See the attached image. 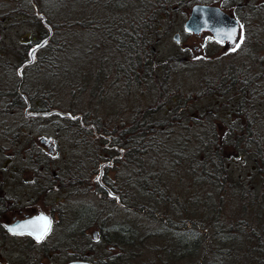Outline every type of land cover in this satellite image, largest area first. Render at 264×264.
Returning a JSON list of instances; mask_svg holds the SVG:
<instances>
[{"label":"bare ground","instance_id":"bare-ground-1","mask_svg":"<svg viewBox=\"0 0 264 264\" xmlns=\"http://www.w3.org/2000/svg\"><path fill=\"white\" fill-rule=\"evenodd\" d=\"M89 1H95V6L107 10L106 18L113 29L111 33L107 31L101 33L102 36L99 38L102 42L101 51L109 47V45L104 46V42H107L106 40L109 37L119 41V43H116L112 50L97 55L95 54L98 50L97 44H84L82 50H77V46L74 45V52L70 53L66 51L64 41L58 40L52 43L50 48L53 51L52 61L46 67L41 62L42 64L39 63V69H27L24 71V76L30 79L27 85L34 92L36 99L45 101V97H51L55 101L59 86L55 88V82L49 80L52 75L50 69H55V67L59 69V64L64 62L65 54H68L69 59L62 67L67 69V72L72 69L74 77L78 74L79 69H92L93 65L98 66L102 62L105 63L106 65L101 68L100 75L94 78L90 76L86 78L87 75H85L86 81L75 83V93L71 98V104L76 109L88 113L69 112L68 109H51L45 113L40 110L34 114L42 117H45V115L49 117L56 116V120L59 119L60 121L68 119L73 121V124H76L75 121H77L81 127H86V131H82V133H86L87 136L81 137L78 146H80L89 161L97 160L99 147L104 152L113 153L112 155L117 152L118 147H121L128 150L129 157L123 170L118 172L115 178L110 176L108 178V180H113L111 184L116 187L115 194L109 190L113 194L110 196L115 195V200L100 199L98 203L96 201L89 207L85 202L75 203L74 207L69 210L68 217H65V227L61 228V234L64 237H69L70 240L74 239L75 242L74 240L73 242L76 247V241H87L89 243L88 235L84 232L90 223H98L102 228L103 238H110L109 233L111 231L108 230L106 219H103L104 214L101 210L106 208L114 210L117 206L119 213H131L133 216L130 219L131 223L112 226V233L120 232L122 234L123 227L130 225L126 231V235H129L132 232L129 231L131 227L143 225L144 227L140 230V233L133 236V238L140 240L146 237L166 239L172 235V237L181 240L182 245L184 244L177 250H172V258L174 256L175 259L174 264H264V227L255 229L256 227L252 226L256 224L255 213L260 210L264 212V209H262L258 199H253L245 194L251 211L255 213L250 212L249 216V212H247L248 215L244 220L238 217V220L220 221L227 214L229 215L232 201H238V198H235L231 193L237 196L243 194L244 190L224 189L220 183H216V156L211 163H208V159H206L203 166H198L199 163L195 159L196 152L190 150L189 147L194 142L195 145L200 147V150L205 148L202 140L199 139L203 135V129L200 128L196 134L195 130L186 131L183 127L174 125L171 121L181 118V108H175L170 114L158 116L159 119H170V122L162 130L148 131L143 129L145 126L140 128L137 121L140 120L137 111L142 105L162 110L165 104L157 99L151 81L144 82L141 80L139 82L136 80V83H134L129 77L130 74L126 77L120 76L118 73L125 70L133 72L136 69H148V66L150 69H160L159 66L161 65L155 59L157 51L155 43H153L151 49L143 48L139 30L132 26L136 22V18L127 17L129 11L146 9L151 3L147 0ZM125 1H130V3H123ZM159 1H164V8L182 3L181 0ZM31 2L33 3V0ZM132 2L133 4L140 3L133 7ZM26 4L27 0L26 3L25 1L0 2V16L6 17L12 12L11 9ZM32 7L33 15L28 13L26 17L29 18L30 16L29 19L35 26L42 23L48 29L47 36L42 37V39H47L46 45L54 38V31L45 23L44 18L46 16L53 17V10L45 8V16L42 8L38 9L34 4ZM16 20L19 21L17 18ZM16 20L0 18V28L4 29L5 25L13 24ZM92 21L93 18L84 19L83 21L79 18H73L70 24L71 31L68 30L69 35L72 39H77L76 33L85 30L82 25L89 29V24ZM54 29L59 30L58 27ZM45 45L36 50L34 55L36 56L41 52ZM33 46L30 45L26 48V56L24 55L21 58L19 69H26V66L33 63V61L29 63V58H26ZM109 49L111 48L109 47ZM166 58L172 62L174 60L171 56ZM138 61H141L142 64L138 65ZM177 61L184 63L187 62V59L183 58ZM225 83L227 81L221 75H216L218 91L227 98L226 102H218V113H216V132L220 137L228 135L229 130L235 128L233 125L237 124L242 117L240 113H236L235 108L237 105L235 101L230 99L231 94L236 91L235 87L231 86V89H228L229 86L227 87ZM6 91L5 93V88L0 87V121H4V118H11L15 122L19 121L16 128L24 131L22 127L28 121L25 117L28 107L22 98L25 97L26 91L21 83L6 88ZM254 91L258 90L255 89ZM32 106L36 105L32 104ZM5 107L7 108L6 112H1ZM52 114L54 116H51ZM225 116L231 117L224 122L223 118ZM92 121L98 125V130L96 125L92 124ZM27 123L29 124V122ZM35 129L38 130V128ZM204 129L208 132L213 131L211 123ZM111 131L115 134L110 133ZM230 131L233 133L234 130ZM259 131L257 133L255 129L251 130L248 141H245L248 149L243 151L241 155L228 157L227 163L230 164L233 160L243 158L250 160L252 165L257 166V168L259 167L258 164L263 167V163L256 161L254 158L255 155L258 160H264V156L260 154L264 153V148H258L254 140V135L258 136L259 139L258 134L264 133L262 129ZM107 133H110L115 139L114 142L109 140ZM262 143L264 144V138ZM254 161L258 164H255ZM257 168L252 170H259ZM71 173L74 175V179L78 180L76 185L79 186V190L83 191L85 184L80 181L85 178L83 169L77 172L71 171ZM113 174H116V172H113ZM252 176L254 174L250 173L249 177ZM108 180L106 179V181ZM142 180H145L151 189H162L168 192V195L159 205L155 203L151 195V189H140L139 185ZM69 184L67 189L72 191L74 185L73 183ZM171 185H175L174 190L170 189ZM179 185L185 186V190L182 191ZM120 219L121 215L119 214L117 215V222ZM205 231L212 232L214 236L211 247L208 248L206 254L203 250V242H195L197 239L204 238ZM97 240L98 242L102 241L99 238ZM98 242L94 241L93 245L95 246ZM129 244L126 243L125 245ZM194 245L197 247V252L190 254L194 249ZM136 251L135 249L133 252L127 250L125 254L131 257L132 253H136ZM84 252L87 253V251ZM186 252L188 253L186 254ZM77 260L85 261V259ZM94 262L106 264L108 261L104 262L102 258H99Z\"/></svg>","mask_w":264,"mask_h":264},{"label":"trees","instance_id":"trees-1","mask_svg":"<svg viewBox=\"0 0 264 264\" xmlns=\"http://www.w3.org/2000/svg\"><path fill=\"white\" fill-rule=\"evenodd\" d=\"M22 2L26 0H0V2L9 3V2ZM144 1V0H141ZM149 3L148 8L146 9H138L134 12H130L127 14L128 18H136V22L132 25L136 27L139 30L140 37L142 38L143 42V48L151 49L153 43H156V41L160 38L159 35V21L160 19V13L166 14L170 12L169 9L172 8L170 6L169 8H164L163 2H160L159 0H147ZM167 1V0H165ZM95 1H89V0H33V3L31 0H27L26 5H20L18 8H13L10 11V15L6 17L0 16V18H9L13 19L12 17L17 18V14L21 15H28V13L32 14L33 11V4L37 6L38 9H43L46 16V10L45 8H51L53 10V17L46 16L45 23L52 28L54 31V38H52L51 41H49L45 47L42 49L41 52H39L35 58L32 64L26 66V69H39V65L44 63V66L46 67L49 62L52 61L53 58V51L50 49L52 43L63 40L66 45V51L67 52H74V45L77 46V50H82L83 45L87 43L97 44L96 47H98V50L95 54L100 55L101 53L105 51L112 50L114 48V45L116 43H119V41L113 40L111 37L107 39V42H104V46L109 45L107 49H104L101 51V43L100 36L103 31H107L109 33L113 32L112 26L110 25L109 21L106 18V11L103 8H99L95 6ZM147 2V3H148ZM175 5V4H174ZM76 6V7H75ZM79 8H78V7ZM87 13H84V12ZM132 11V10H131ZM139 14V17H138ZM33 15V14H32ZM142 15V16H141ZM134 16V17H131ZM73 18H79L81 21L84 19L93 18V21L89 24L90 28L87 29L83 25L82 27L85 30H80L76 33L77 39H72V37L69 35V31H71L70 24L72 23ZM59 28L58 31H56L54 28ZM65 28V29H64ZM32 35L33 32H30ZM39 33V38L41 39L43 36H47L48 29L43 26L41 23L37 31L34 32V37H37V34ZM56 36V37H55ZM33 40L29 39V42L31 43ZM26 41H24L21 44H25ZM23 56V55H22ZM21 57V56H20ZM27 58V57H26ZM69 59L68 54H65L64 56V62L63 64H59V69L55 67V69H50L52 72L51 77L49 80L55 82V88L59 86L58 88V99L53 101L51 97H45L44 98V106L46 110L49 109H68L69 112H76V113H88L87 111H81V109H76V107L72 106L71 104V98L73 97L75 93V83H79L82 81H86V78L88 76L94 78L95 76L100 75L101 68L104 67L105 63H100L98 66L92 67V69H79L78 74H73V70L71 69L70 72H67L64 67H62L67 60ZM155 60V59H153ZM42 62V63H41ZM40 63V64H39ZM138 65H141V61H138ZM161 71H157L156 69H150L148 66V69H136L135 71L127 72L122 71L119 72L118 75L120 76H128L131 77L132 81L136 83V80L139 82L143 80L144 82L151 81L153 86V92L157 96V99H159L160 102L164 103L165 106H163L162 110L154 109L153 107H149L148 105H142L140 109L137 111V116L140 118V120H137L139 122L140 128L142 126H145L146 130H158L163 129L166 124L170 122V119H159V115L171 113L172 110L175 108H181L182 116L178 120L171 121L174 125H179L187 130H195V133L197 134L199 132V129H203V135L200 136V140H202V143L205 145V148L203 150H200V147L198 145H195L194 142L191 143V146L189 147L190 150L195 151V159L199 163L198 166H203L205 163V160L208 159V163H211L216 156V183H220V185L223 186L224 189H239L244 190L243 194L235 196L234 193L233 196L235 198H238L239 202L247 198L245 194H248L253 199L255 196L250 195V192L246 189L247 186L245 184L246 180H236L233 179L232 176H230V168L229 163H227L228 157L235 156V155H241L243 154V151L248 149V147L245 145V141H248V136L251 133V130H256L258 133L259 130H264V99L263 103L261 102V99L264 97V79H262L261 76V69L259 72H256L254 69H216V58L211 62L210 65L203 66V69H206L205 71L198 74V78L193 81L187 82V87L184 86V82L182 78L179 77H173L175 76L176 72L179 70L177 65L171 66L173 69H165V63L164 60H161ZM211 66V67H208ZM98 68V69H96ZM167 68V67H166ZM174 71V74H172ZM216 75H221L224 80L227 81L225 85L228 87L231 85L233 88L235 87V90L237 92V95L235 97V103H236V111L237 113L241 114L240 121L233 125L235 128H231L230 130H234L233 133L229 130V134L223 137H220L217 135L216 132V113H218V102L220 101V97H223L222 93L218 91V85H216ZM188 76L192 78H195L192 73ZM30 79L24 76L23 79L19 81H23V88L30 96V88L28 87L27 83ZM22 84V83H21ZM93 88V87H92ZM258 91H254V90ZM223 102V101H222ZM262 103V104H260ZM136 113V112H135ZM183 116H185L183 118ZM231 116H225L223 118V121L225 122L228 120ZM73 121H70L68 119H62L60 121L61 124V130L64 131L69 138H72L75 140L74 146L80 148L78 146V141L81 140L82 136H87L86 133H82L86 131V127H81L80 124H78L77 121L76 124L72 123ZM211 123L213 131L208 132L204 128L207 127V125ZM92 124H95L98 130V125L92 121ZM260 132V131H259ZM115 134L114 132H110ZM110 133H107L109 135V140L115 141V139L111 136ZM254 135V134H253ZM259 139L258 136L254 135V140L257 144L258 148H264V144L262 143V139L264 138V133H260ZM256 136V137H255ZM120 150H122V153H120ZM258 151V149H257ZM109 153V152H108ZM84 154V153H82ZM112 155L113 153H109ZM120 157L115 159L114 161L118 163V166L115 167L116 174L118 172H121L123 168L125 167L126 163L128 162L129 153L128 150H125L121 147H118V150L116 153ZM121 154V155H120ZM264 156V153H260ZM100 155V154H98ZM257 156V155H256ZM254 158L256 161H260L263 163L264 167V160L260 159L258 160L255 155ZM92 161L93 163L97 162ZM255 164H258L254 161ZM258 166H260L258 164ZM262 167V168H263ZM80 167L77 166L76 169L79 171ZM259 172L261 173L262 170L259 169ZM68 177V175L66 176ZM250 177H247L249 179ZM257 183L263 184L264 176L257 177ZM217 185V184H216ZM140 189H147L150 190L149 184L142 180L141 184L139 185ZM180 186V189L183 191L185 190V186ZM113 190H115V185H112ZM262 189L260 191V194H263L264 185H262ZM171 190L175 189V185L170 186ZM151 195L153 196L155 203L160 204L161 201L168 195V192L165 190H154L152 188ZM216 192H217V186H216ZM226 193V192H225ZM126 196V193H125ZM111 200V199H108ZM260 201V204L262 205V209H264V198H258ZM234 202V201H233ZM142 207V206H141ZM116 209H108V213L111 211V216L116 217L117 215H122ZM262 212V218L263 223L262 224H255L252 225L256 227L255 229L264 227V212ZM128 214V213H124ZM234 217V216H232ZM144 218V217H143ZM240 218V217H239ZM223 222V220H220ZM130 226V225H129ZM128 225L124 226V231L122 234L120 232L114 233V239L115 243H112L111 238L104 239L102 232L98 234V238L103 242V244L110 245L114 247L115 249L120 246L121 250L123 252L127 250L136 251V253H140L143 251V249H151L152 256L150 257V263L149 264H174L175 259L174 256L172 258V250H177L178 248L182 247L181 240L174 238L171 236L167 237L166 239H153L151 237H146L144 239H135L133 236L140 233V230L143 229V225L139 227H131L129 231H132L131 234L126 235ZM166 227V226H164ZM204 238H200L195 240V242L202 241L203 242V250L205 254L208 251V248L211 247L212 238L214 237L212 232L205 231ZM90 235H88L87 239L90 240ZM217 241V239H216ZM126 243H130L129 245H125ZM135 243V244H133ZM84 244V245H82ZM87 241H76V258L77 259H88L86 257V254L84 251H79L80 246L88 245ZM94 244V241L92 242ZM119 248V249H120ZM192 252L190 254L197 252L196 245L193 246ZM85 249V247H84ZM133 249V250H132ZM188 252H186L187 254ZM124 259V260H123ZM131 259L130 255H127L125 253H120L119 255L115 256L113 261H108L106 264H128V261ZM90 260V259H89ZM92 261V260H91ZM174 261V262H173ZM94 264H97L94 262Z\"/></svg>","mask_w":264,"mask_h":264},{"label":"flooded vegetation","instance_id":"flooded-vegetation-1","mask_svg":"<svg viewBox=\"0 0 264 264\" xmlns=\"http://www.w3.org/2000/svg\"><path fill=\"white\" fill-rule=\"evenodd\" d=\"M211 4H216L219 10L236 23L231 38L225 36L216 38V41L212 39L216 43V69H255L256 72L261 69L260 73L264 79V0H213ZM26 15H21V18ZM186 33L192 38L185 46L189 49L190 55L203 56L204 43L201 34ZM208 37L211 38L209 34ZM37 38L39 33L37 37L28 35L25 44H29V39L34 41ZM197 41L200 43L191 44ZM237 44L239 47H236ZM25 70L27 69H17V81L13 82L11 79L10 82L5 83V86L8 88L17 83L23 85V81L19 80L24 78ZM228 89H231V85ZM236 95L237 92H233L230 99L235 101ZM22 100L28 107L25 115L28 121L22 127L25 131L17 130L11 135L12 119L4 118V121H0V264H67L77 258L75 240L64 237L60 231L65 227V217L70 214L69 210L74 207V203H78L75 201L76 198H80L78 200L85 202L88 207L96 201L98 203L100 199L115 200V195L110 196L109 192L111 190L115 194L111 184L113 180L108 178L117 176L113 174L115 167L118 166L114 160L120 156L110 155L99 147L100 155L97 160L100 161L93 163L88 160L76 163V166L75 164L61 166L60 161H57L61 133L60 120L48 121L51 118L48 115L42 117L34 114L40 110L45 113L51 109L46 110L44 101L36 99L33 91L30 92V96L26 93ZM226 100L224 95L220 97V102ZM32 104L36 106L33 107ZM6 110L5 107L1 112ZM45 126L53 129L52 136L45 133ZM35 128H38L35 133L36 138L34 137L27 146H22L18 141L19 134H32ZM28 136L26 135L27 139ZM14 159L17 162H14ZM77 166L83 169L85 174V178L80 180L85 184L83 191L79 190V186L76 185L78 180L74 179L71 173L78 171ZM109 169L113 172L111 173ZM69 183L74 185L72 191L67 189ZM62 201L65 202L64 205ZM101 211L104 213L108 208ZM40 216L47 217L51 224L48 234L40 242H37L33 235L27 233L19 235L9 231L17 224ZM98 225V223H90L84 232L90 235V240L88 239L90 244L83 246L87 251L86 260L90 259L93 262L97 256L104 262L112 261L115 258L112 254L116 251L112 246L107 245L106 252H101V249L95 246L103 242L95 246L92 244L93 241L98 242V234L102 232V228Z\"/></svg>","mask_w":264,"mask_h":264},{"label":"rangeland","instance_id":"rangeland-1","mask_svg":"<svg viewBox=\"0 0 264 264\" xmlns=\"http://www.w3.org/2000/svg\"><path fill=\"white\" fill-rule=\"evenodd\" d=\"M181 1L182 3H177L175 5H172V8L169 9L170 12L166 14L160 13V18H162L159 21L160 38L156 41L154 45H155V48H157V51L155 53L156 54L155 59L159 61L160 63H161V60H165V69H173L171 66H175L176 64L179 70L176 72L175 76L173 75V77L182 78L184 82L183 83L184 86L187 87V82L196 80L198 78V74L206 70V69H203V66L210 65L211 62L216 58V43L211 38L208 37L207 33H202L201 40L204 43V49H203L204 55L201 57L197 56L196 54L195 56L190 55L189 49H186L185 46L187 45V43H189V40H191L192 38L189 37L187 33L183 31V22L186 19L189 13V10L191 8V5L193 3L199 1L202 3L211 4L213 0H181ZM123 3L128 4L130 3V1H125ZM139 3L140 2H136L135 4H133L132 2L131 5L133 7H136V5ZM130 10L132 9L130 8ZM129 13L130 11L127 14ZM127 17H130V16L127 15ZM131 17H134V16H131ZM138 17H139V14H138ZM12 18L13 20L14 19L16 20L15 17H12ZM29 18L26 16L20 18V16L17 14V19L19 21L16 20L15 23L13 24L5 25L4 29L0 28V87L5 88V93L7 92L6 91L7 87L5 86V83L10 82L11 79L13 82L17 81L16 71L17 69H19L18 66L20 65L21 58H23L24 55L26 56L25 54L26 48L29 47V45L27 44L23 45L21 43L26 41V36L30 35L31 34L30 32H33V34L30 35V37L35 36L34 32L37 31V28H38V26H35L31 22V19ZM174 33L179 34L178 43L173 40ZM200 42L197 41L196 43H191V44L197 45ZM168 56H171L174 59L173 62L175 64L171 60H167L168 58L166 57ZM183 58H186L187 62L180 63L177 61ZM159 67L160 69H156L157 71H161V69H163V67L161 66ZM208 67H211V66H208ZM191 73L195 78L191 79V77L188 76ZM172 74H174V71ZM49 121H57L56 116L51 117ZM12 123H13V130H12L13 132H11V135H14L15 132L19 130L16 128L19 121L18 122L13 121ZM36 132L37 131L35 129L32 134H28V133L19 134L20 137L18 141L20 142L22 146H27L29 142L33 141L34 137L36 138V135H35ZM45 133L52 136L54 132L51 127L50 128L46 127ZM64 133L65 132L61 130L60 138H59L60 139L59 155L57 158V161H60L61 166H67L68 164H75L76 166L79 163L88 161V158L85 157L86 155L82 154L83 151L76 150L77 148L74 147L73 142L75 140H73L72 138H69ZM11 135H8V136L10 137ZM26 135H29L28 139L26 138ZM14 139L17 140V138H14ZM98 161H100V159H98ZM14 162H17V161L14 159ZM95 167H96L95 169H97V166ZM229 168H230L229 170L230 176H232L233 179H236V180L239 179L242 181L246 180V182L244 181L247 186L246 189L250 192V195L255 196L254 199L257 200L258 198H264V190H263V194L262 195L260 194V191L263 188L262 185H264V180H263V184L257 183L258 175L264 176V167L263 168L261 166L258 167L260 170H262L261 173L259 172V170L253 171L252 169L257 168V166L252 165V163L248 159L239 158V159H236L230 162ZM109 171L112 173L113 170L109 169ZM250 173L254 174V176L247 179V177L250 176ZM78 199L80 198H76L75 201L80 202ZM61 203L62 205L65 204L64 201H62ZM247 212H249V216H250V212L252 211L246 199L244 200V202L242 200H240L239 202H233L229 215L227 214L224 217L223 221L227 219H230V221L232 219L238 220V217L244 220V218H246V215H248ZM253 213L255 212H252V214ZM103 214H104V216H102L103 219L105 218L107 220L108 230L111 231V233H109V237L112 239L111 240L112 243H115L114 239L116 238H114L115 234L112 233L111 227L114 225H121V224L124 225L126 223H131L130 219L132 218L131 216L133 215L131 213L122 214L120 221L117 222V216L116 217L111 216V211L109 213L105 211ZM261 214L262 212L257 211L254 215L255 222L259 225L263 223V218ZM231 216H234V217H231ZM84 240H87V239H84ZM98 243L100 244V242ZM95 247H98L99 250L101 249L100 250L101 252H106L107 245L100 244ZM119 248L120 246L115 249L116 251L113 252L112 256H117L120 253L127 252V251L123 252L121 248L120 249ZM79 251H86V250L84 249V247L80 246ZM151 256H152V252L150 248L143 249V251H141L139 254L132 253L131 259L128 261V264H149L151 260L150 259ZM95 259L97 260L99 258L95 256Z\"/></svg>","mask_w":264,"mask_h":264},{"label":"water","instance_id":"water-1","mask_svg":"<svg viewBox=\"0 0 264 264\" xmlns=\"http://www.w3.org/2000/svg\"><path fill=\"white\" fill-rule=\"evenodd\" d=\"M236 23L231 20L226 14L219 10L215 5L196 4L194 5L184 22L186 31L199 34L203 31H208L210 35L216 38H224L235 30ZM174 39L178 40V34L174 35ZM47 39H43L35 44L29 53V63L34 59V52L45 45ZM110 195H113L110 192ZM67 264H92L88 261H71Z\"/></svg>","mask_w":264,"mask_h":264},{"label":"snow or ice","instance_id":"snow-or-ice-1","mask_svg":"<svg viewBox=\"0 0 264 264\" xmlns=\"http://www.w3.org/2000/svg\"><path fill=\"white\" fill-rule=\"evenodd\" d=\"M229 38H231L232 33L228 34ZM236 47H239L237 44ZM235 50V49H233ZM50 221L45 216L37 217L34 220H29L22 224H17L15 227L10 228L13 234L23 235L27 233L28 235H33L37 242H40L44 239V237L48 234L50 230Z\"/></svg>","mask_w":264,"mask_h":264}]
</instances>
